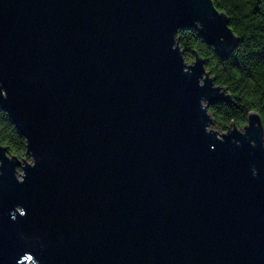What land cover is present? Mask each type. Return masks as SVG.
Segmentation results:
<instances>
[{"label":"water","instance_id":"obj_1","mask_svg":"<svg viewBox=\"0 0 264 264\" xmlns=\"http://www.w3.org/2000/svg\"><path fill=\"white\" fill-rule=\"evenodd\" d=\"M190 27L239 40L212 0H0V264H264V127H212Z\"/></svg>","mask_w":264,"mask_h":264},{"label":"trees","instance_id":"obj_2","mask_svg":"<svg viewBox=\"0 0 264 264\" xmlns=\"http://www.w3.org/2000/svg\"><path fill=\"white\" fill-rule=\"evenodd\" d=\"M226 12L229 26L239 37L230 55L222 58L193 27L177 31V40L187 61L198 53L215 83L226 88L231 101L210 104L208 110L218 130L231 122L246 123L249 111H257L264 127V0H212ZM0 144L9 154L26 156L25 139L0 108ZM29 158V156H28Z\"/></svg>","mask_w":264,"mask_h":264},{"label":"rangeland","instance_id":"obj_3","mask_svg":"<svg viewBox=\"0 0 264 264\" xmlns=\"http://www.w3.org/2000/svg\"><path fill=\"white\" fill-rule=\"evenodd\" d=\"M212 127H213V128H216L215 125H212ZM216 129H217V128H216ZM218 131H219V132H222V131H224V130H218Z\"/></svg>","mask_w":264,"mask_h":264}]
</instances>
